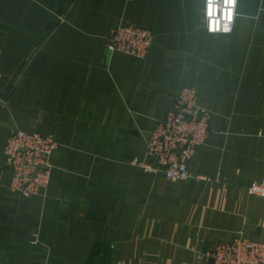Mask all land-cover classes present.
Instances as JSON below:
<instances>
[{
  "label": "crops",
  "instance_id": "0c3cea01",
  "mask_svg": "<svg viewBox=\"0 0 264 264\" xmlns=\"http://www.w3.org/2000/svg\"><path fill=\"white\" fill-rule=\"evenodd\" d=\"M205 0H0V264H212L237 236L264 241V0H237L232 32L206 29ZM150 28L145 59L107 48L115 28ZM211 112L168 180L147 144L182 87ZM53 136L48 188H10L13 129ZM219 178L221 183L214 179Z\"/></svg>",
  "mask_w": 264,
  "mask_h": 264
},
{
  "label": "built area",
  "instance_id": "2783aa9c",
  "mask_svg": "<svg viewBox=\"0 0 264 264\" xmlns=\"http://www.w3.org/2000/svg\"><path fill=\"white\" fill-rule=\"evenodd\" d=\"M237 0L231 11L226 10V0H205L206 29L212 34L232 32L236 18ZM225 20H230L229 30H223ZM219 26L221 30H213ZM154 33L150 28L128 23L115 28L108 36L107 48L111 52H124L134 59H145L153 45ZM6 95L0 94V106ZM211 112L198 103L194 87L184 86L174 99L166 116L159 120L147 144V153L156 164L139 163L146 171L160 172L168 180L188 181L203 177L194 176L188 162L198 148L205 144L210 134ZM60 143L51 135L13 129L4 147L5 166L11 170L10 188L25 198L42 194L49 186L53 164L52 156ZM215 182L221 183L219 178ZM250 195L264 199V178L247 188ZM212 264H264V241L237 236L231 241H220L206 252Z\"/></svg>",
  "mask_w": 264,
  "mask_h": 264
},
{
  "label": "clouds",
  "instance_id": "9594fccd",
  "mask_svg": "<svg viewBox=\"0 0 264 264\" xmlns=\"http://www.w3.org/2000/svg\"><path fill=\"white\" fill-rule=\"evenodd\" d=\"M235 0H226V10L231 11L234 8ZM230 23V20H225L223 24V30L227 31L229 30L228 24ZM213 30H221V27L216 26L213 28Z\"/></svg>",
  "mask_w": 264,
  "mask_h": 264
}]
</instances>
